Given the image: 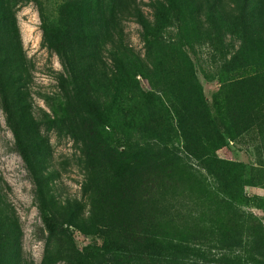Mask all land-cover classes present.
<instances>
[{
	"label": "trees",
	"instance_id": "trees-1",
	"mask_svg": "<svg viewBox=\"0 0 264 264\" xmlns=\"http://www.w3.org/2000/svg\"><path fill=\"white\" fill-rule=\"evenodd\" d=\"M30 1L37 8L41 43L68 75L69 90L58 100L64 111L72 103L83 108L90 149L114 155V175L124 182L128 164H142L143 154L152 144H165L166 135L200 159L205 176L194 178L205 206L186 232L145 223L114 231L106 212L78 219L77 207L52 195L49 141L34 115L32 79L14 13L15 5ZM149 6L151 20L136 0H0V107L33 183L41 223L49 236L66 242L72 264H264V0H152ZM128 18L142 27L145 43L163 49L171 62L162 79L154 63H145L124 43L122 21ZM171 24H178L181 34L165 43L163 30ZM226 35L239 42L232 55ZM192 42L207 45L219 62L214 72L219 87L210 100L199 81ZM240 70L255 73L234 76ZM141 81L152 84L141 91L143 97L169 115L159 116L163 126H143L139 139L121 127L125 110L118 92L124 86L139 89ZM97 88L114 90L119 112L96 101ZM41 112L43 122L52 121ZM253 130L259 139L255 162L219 157V150ZM251 188L263 193L250 194ZM71 228L99 239L79 248ZM20 252L19 221L0 189V264H20Z\"/></svg>",
	"mask_w": 264,
	"mask_h": 264
},
{
	"label": "rangeland",
	"instance_id": "rangeland-1",
	"mask_svg": "<svg viewBox=\"0 0 264 264\" xmlns=\"http://www.w3.org/2000/svg\"><path fill=\"white\" fill-rule=\"evenodd\" d=\"M151 1L136 0L150 20ZM14 13L32 79L30 91L34 115L39 119L40 132L49 141V164L54 170L52 195L60 201H68L70 207H77L74 213L78 219L88 221L89 215L106 212L114 231L120 228L137 229L139 224L145 223L169 229L168 231L175 229L186 232L197 221L201 206H205L200 203L194 178L205 176L200 159L189 149L185 150L177 144L173 137L166 135L165 144L155 141L156 144H152L149 152L143 154L142 164H128L130 172L128 174L127 171L125 181L122 182L113 172L112 167L117 164L111 161L114 155H102L90 149L92 133L82 125L86 119L83 108H78V104L72 103V106L64 111L63 101L58 100L62 99L60 96L64 90H69L64 81L68 79V75L54 51L41 43L40 21L35 3H18L14 7ZM122 27L124 43L145 63H154L153 68H157L160 79L164 74L167 75L171 62L164 59L163 49L145 43L143 29L139 23L128 18L122 21ZM178 27V24H171L163 30L165 43L168 40L176 42L177 35L181 34ZM192 44L195 52L192 57L195 62L200 63L199 81L204 95L210 100L219 87L214 76L219 62L215 64L212 60V51L207 45L196 42ZM225 45L232 55L238 49L239 42L233 35H226ZM103 59L107 70L113 69V64L107 56ZM252 73L255 72L240 70L234 76L241 77ZM151 87V82L148 84L141 81L139 89L124 86L118 92V100L125 110L121 127L139 139L142 138L140 133L143 126L150 122H158L163 126L165 121L159 116L165 120V115H169L165 111L158 112L157 107L143 97L141 91L145 92ZM97 90L93 92L97 97L96 101L114 114L120 111L113 89ZM41 110L46 112L52 121L43 122L42 117L45 115ZM149 142L153 143L150 140ZM258 144V136L253 130L241 136L235 143L219 150L218 155L227 160L252 163L257 159ZM130 166L135 168L130 170ZM0 189L17 216L21 228L20 264H72L69 255L64 251L66 242L62 238L49 236L41 223L33 183L16 151L1 107ZM247 192L260 195L263 190L251 188L247 189ZM60 221L66 222L63 217ZM70 230L74 243L79 248L99 239L85 237L73 228ZM48 246L49 255H46Z\"/></svg>",
	"mask_w": 264,
	"mask_h": 264
}]
</instances>
